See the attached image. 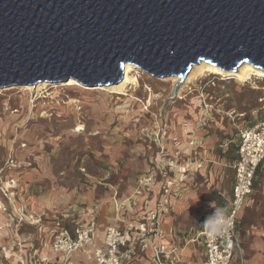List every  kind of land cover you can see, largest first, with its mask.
<instances>
[{
	"label": "rangeland",
	"instance_id": "rangeland-1",
	"mask_svg": "<svg viewBox=\"0 0 264 264\" xmlns=\"http://www.w3.org/2000/svg\"><path fill=\"white\" fill-rule=\"evenodd\" d=\"M134 66L140 84L127 87L133 97L65 81H48L40 90L44 81L0 87V158L13 147L16 158L28 164L30 179L65 193H81L87 184L96 190L101 181L130 196L139 179L152 174L154 182L141 187L142 195L160 190L157 205L167 195V214L175 200L186 201L189 217L224 212L232 194L237 125L264 120V78L241 82L209 74L190 83ZM190 138L198 148L185 157L180 145ZM263 181L258 180L255 209L244 220L252 237L264 215Z\"/></svg>",
	"mask_w": 264,
	"mask_h": 264
},
{
	"label": "water",
	"instance_id": "water-1",
	"mask_svg": "<svg viewBox=\"0 0 264 264\" xmlns=\"http://www.w3.org/2000/svg\"><path fill=\"white\" fill-rule=\"evenodd\" d=\"M202 61L264 70V0H0V87L117 84L126 63L184 81Z\"/></svg>",
	"mask_w": 264,
	"mask_h": 264
},
{
	"label": "built area",
	"instance_id": "built-area-1",
	"mask_svg": "<svg viewBox=\"0 0 264 264\" xmlns=\"http://www.w3.org/2000/svg\"><path fill=\"white\" fill-rule=\"evenodd\" d=\"M236 136L231 199L224 212L206 217L196 228L181 231V236L188 238L182 246L163 241L168 233L174 234L173 228L170 232L162 228L163 218L168 212L167 195L156 209L149 210L141 220L126 219V212L134 210L139 204V196L143 192L141 187L153 184L152 174L140 178L136 192L117 203L120 221L127 224L125 228L117 224L109 225L103 242L98 243L95 215L84 209L70 211L64 218L45 225V233L50 236L45 245L53 252L62 253L61 264H75L72 259L75 253H82L97 264H181L182 252L194 242L204 247L203 264H234L235 258H238L239 264H246L238 216L254 193L257 173L264 164V120L238 124ZM20 146L25 149L28 145L21 141ZM10 151L11 154L0 171V180L7 168L18 167L17 160L12 150ZM84 215L86 216L83 217ZM10 219L7 225L14 224L18 239L8 248L3 247L0 242V264H25L24 243L20 240L24 233L21 230L24 225L41 227V214L18 211ZM66 220L74 222L73 230ZM31 264L52 263L48 259L38 258Z\"/></svg>",
	"mask_w": 264,
	"mask_h": 264
},
{
	"label": "crops",
	"instance_id": "crops-1",
	"mask_svg": "<svg viewBox=\"0 0 264 264\" xmlns=\"http://www.w3.org/2000/svg\"><path fill=\"white\" fill-rule=\"evenodd\" d=\"M16 137L18 138V136ZM16 137L14 139H16ZM191 140L192 138L187 139L186 143L180 145L182 152L185 153V157L190 155L189 152L193 150V148H198L195 139L193 142H191ZM10 150H12V152L15 151L13 147H11L7 152L8 154L2 157V159L0 158V171L4 164L2 162H4V160L6 162L8 156L11 154ZM1 155L2 153L0 150V156ZM15 155L16 153L13 152V156ZM16 157L17 156L14 158ZM16 160L18 167L7 168L3 172L0 180V201L3 206L0 208V242L3 247L8 248L18 239L14 224L12 223L10 226L7 225L11 220V215L16 214L18 211L29 214L40 213L43 222L41 227L24 225L21 230L24 233L20 237V240L24 243L23 256L25 264H31L34 259L38 258L48 259L52 264H61L62 253L53 252L45 245V242L50 239V236L45 233L44 227L56 219L64 218L70 211L76 212L84 209L86 212H91L95 215L97 220L96 242L98 243L103 242L106 229L109 225L117 224L122 228L126 227V222L120 221V213L117 212L116 207L117 203L127 198L130 192L124 193L112 183L101 181H98L99 185H97L98 188L96 190L92 188V185L87 184V188L81 193H73L72 191L65 193L59 188L47 189V187L44 188L40 180L30 179L31 173L27 169L28 164L18 160V158H16ZM263 179L264 164L257 173L255 191L249 197L238 216V227L243 241L246 264H264V215L258 216L259 221L257 227L260 226V229L257 228L259 233H256L253 237L248 236L249 231L246 230L244 224L248 209L251 207L255 209L254 207L258 201V193L260 191L258 190V180L260 182L263 181ZM151 191L152 189H149L148 192L140 197L139 204L134 210H128L126 212L125 216L128 221L141 220L146 216L149 210L156 209L160 190ZM150 195L152 198L148 199L147 197ZM185 203V200H175L169 214H165L162 228L167 232H170L173 228L174 234L171 235L168 233V235L163 238V241L176 243L182 246L188 238H183L181 236V231L196 228L200 221L203 220V214L193 213L191 217H189L190 212ZM259 207L260 205H258L256 209L259 210ZM85 216L86 215L83 217ZM66 221H68L69 228L73 230L74 222L72 220ZM72 259L75 264H97L94 260H88L82 253H75ZM203 259V245L194 242L187 245L182 252L181 264H203ZM11 260H13V257ZM234 264H239L238 258H235Z\"/></svg>",
	"mask_w": 264,
	"mask_h": 264
},
{
	"label": "bare ground",
	"instance_id": "bare-ground-1",
	"mask_svg": "<svg viewBox=\"0 0 264 264\" xmlns=\"http://www.w3.org/2000/svg\"><path fill=\"white\" fill-rule=\"evenodd\" d=\"M135 64L126 63L125 65V75L123 80L120 83L113 84L112 86L108 85H93L87 86L79 83L75 78H70L68 81H65L62 85L79 87L85 90H98L103 91L106 94H119V95H130L127 90V87L132 84L133 86H138L140 84V80L138 75L133 74L135 70ZM209 74H218L222 76H232L235 77L238 81L245 82L252 79L254 76L264 78V70L253 66L250 63H243L236 71H225L220 69L218 66L213 65L211 63L202 61L199 64L193 65L192 69L188 73L186 80L187 82H192L197 80L199 77H203ZM48 81H44L43 83L38 85V90L42 87H47L49 84ZM27 85V84H26ZM36 86H26V89H35ZM133 97L132 95H130ZM184 171V170H183ZM0 207H2V202L0 201Z\"/></svg>",
	"mask_w": 264,
	"mask_h": 264
}]
</instances>
